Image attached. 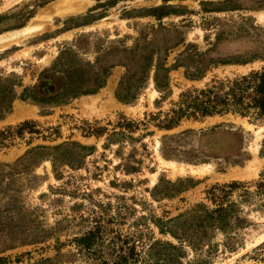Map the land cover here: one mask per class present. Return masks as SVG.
Instances as JSON below:
<instances>
[{"label":"rangeland","instance_id":"obj_1","mask_svg":"<svg viewBox=\"0 0 264 264\" xmlns=\"http://www.w3.org/2000/svg\"><path fill=\"white\" fill-rule=\"evenodd\" d=\"M57 4L71 10H50ZM165 6L176 14L160 20L151 16L157 14L155 9ZM47 15L50 18L39 23L37 18ZM34 20L41 26L37 33H18L10 41L2 40L12 31L31 26ZM250 25L260 29L253 30ZM218 34V43L213 45ZM77 38L82 42L79 49L75 43L72 50L79 59L91 63L107 51L109 55L101 63L108 64L118 59L116 48H132L136 39L149 42L143 53L151 50L157 54L179 39L184 41L165 52V66H179L168 73L169 93L164 99H159L149 78L136 101L117 102L113 91L124 68L113 66L104 86L93 95L42 108L22 102L35 107L39 117L19 122L30 121L32 133L16 136L15 125L0 129L1 165H12L39 146L77 142L94 150L77 169L56 167L59 177L45 160L37 161L28 172L13 174L10 188L0 192V212L22 222L0 229L2 233L23 232L38 240L3 250L1 264H101L102 257H111L122 241L129 244L133 240L138 251L154 240L175 244L169 236L158 234L149 216L168 219L196 203L212 207L205 192L231 182L240 186L230 192L229 200L249 225L230 235L232 250L224 247V239L216 234L207 264H264V187H256L264 173V153H260L263 120L225 114L182 120L168 131L155 127L157 116L162 118L181 92L264 67V61L255 60L209 67L198 80L184 77L185 68L201 70L209 58H244L260 53L264 45V0H0V77L13 74L21 87H33L38 95L44 94L61 82L60 74L44 70ZM186 44L194 47L186 49ZM21 87L14 88L16 95ZM121 118L136 123L129 134L131 139L116 137L117 145L103 147L106 135H86L88 127H104L110 132ZM162 137H166L163 144ZM251 163L255 171L250 177L227 178ZM191 167L202 169L192 171ZM0 169V174L9 172ZM159 177L169 181L190 178L198 184L172 198L153 201L148 191ZM10 196L18 205L6 211L1 204ZM89 230L98 232L99 237L93 251L86 252L74 239ZM185 251V261L190 262L196 255L187 248Z\"/></svg>","mask_w":264,"mask_h":264},{"label":"trees","instance_id":"obj_2","mask_svg":"<svg viewBox=\"0 0 264 264\" xmlns=\"http://www.w3.org/2000/svg\"><path fill=\"white\" fill-rule=\"evenodd\" d=\"M155 11L157 14H151V16H154L156 20L176 14V11L166 6L157 8ZM250 28L253 30L260 29V27L252 25H250ZM68 29L65 28V30ZM218 40L219 34L216 35L213 45L217 44ZM183 41V39H179L169 45L168 48L165 47L162 54H157L152 53L151 50L143 53L141 50H146L149 42L136 39L132 48H116L115 52L118 59L114 61V64H108L106 62L101 63L109 55L107 51L95 57L91 63L79 59L75 50H72L75 43V48L79 49V43L82 42L81 39L77 38L74 44L64 46L58 52L51 66L44 70L52 75L60 74L61 79L60 85H51L44 94L38 95L33 87H21L18 79L13 74L0 77V120L11 112L14 100L20 102L30 101L42 108L43 106L65 105L77 97L93 95L104 86L113 66L124 68V73L119 78L113 91V97L117 102L131 104L136 101L145 89L149 78H151L153 89L160 95L159 99H164L169 93L168 73L179 66L177 63L166 67L165 52L172 47L183 44ZM185 47L190 49L194 46L186 44ZM261 52L250 53L244 58H209L201 70L189 71L188 68H185L184 77L188 80H198L202 77L204 71L212 66L244 65L255 60L264 61V45L261 47ZM196 55L200 56L201 54ZM15 87H21L17 95L14 90ZM158 101L154 103H158ZM225 114L239 117L252 116L255 119L263 120L264 123V67L231 79L211 80L201 89L181 92L173 106L161 115L162 118L157 116L155 127L159 130L168 131L177 127L182 120L197 121L205 117ZM150 119L154 120V116H150ZM31 124L30 121L17 124L14 131L15 135L20 136L23 132L32 133ZM135 125L136 123L121 118V121L117 122L110 132H107L104 127H88L86 128V135L95 137L106 135L103 147L109 144L117 145L114 138L128 136L131 139L129 134L135 129ZM165 139L166 137H162V144ZM93 150V146H85L77 142H65L53 147L39 146L31 148L14 164H0V168L9 170L8 173L4 174H7L8 177L3 178L4 175L0 174V192L10 188L14 173L28 172L30 167L35 165L37 161H49L52 172L56 174L54 176L59 177L55 170L56 167L63 165L69 169H77ZM260 153H264V138L261 141ZM161 155L163 158L168 159L163 152ZM0 171L3 172V169H0ZM260 177L261 182L256 183L258 189L264 187V173ZM197 184L198 181H193L190 178H176L169 181L159 177L148 193L153 201H159L160 199L172 198L195 187ZM239 186V183L231 182L209 188L205 194L212 207L203 203H196L183 213L168 219L150 215L149 222L158 234L169 236L175 241V244L169 241L154 240L149 242L142 251H138L135 249L133 240L129 244L122 241L117 247V251H112L111 257L107 259L102 257L101 264H207L208 259L206 256L214 247L212 238L216 234H220L224 239V247L232 250V237L230 235H234L235 231L249 225L248 221L239 215L237 205L229 200L230 192ZM16 204L18 205L16 199L10 196L8 201L3 205L1 204V206L6 211H10ZM18 209L22 211V207L18 206ZM21 222V220L18 221L10 216H1L0 212V227L17 226L21 225ZM2 232L0 229V252L38 240L37 237L23 234V232ZM43 237L45 236H41V238ZM98 237V232L89 230L74 239V242L80 250L93 251L92 247L98 242ZM185 248L196 255L190 262L185 261L187 257ZM197 254L202 255V257H198ZM2 262L3 259L0 257V264Z\"/></svg>","mask_w":264,"mask_h":264},{"label":"bare ground","instance_id":"obj_3","mask_svg":"<svg viewBox=\"0 0 264 264\" xmlns=\"http://www.w3.org/2000/svg\"><path fill=\"white\" fill-rule=\"evenodd\" d=\"M62 5H55L54 9H50L52 11H58L61 8ZM47 13H49V11H47ZM49 15V14H48ZM47 16H42L41 18H37V20L39 21V23L45 19H49L50 17ZM37 20L32 21V25L31 26H27L26 28L20 29V30H16V31H12L9 34H7V36L3 37L2 40L4 41H10L13 36H15L16 34L18 35V33L21 34H34L37 33L40 29L41 26L39 25V23H37ZM205 168H209V166H205ZM198 169H202V168H194L191 167L190 170L192 171H196ZM255 171V164H249L248 166H246L244 169H239L236 171H232L231 173L228 174L227 178H231L234 180H238V179H245L250 177V175Z\"/></svg>","mask_w":264,"mask_h":264},{"label":"crops","instance_id":"obj_4","mask_svg":"<svg viewBox=\"0 0 264 264\" xmlns=\"http://www.w3.org/2000/svg\"><path fill=\"white\" fill-rule=\"evenodd\" d=\"M54 8L55 5L52 7V9ZM59 10V13H62L63 10L69 12L71 9L65 6L64 8H60ZM38 117L39 115L35 107L23 104L18 100H14L12 102L11 112L6 115L4 119L0 120V129H2L3 126H16L22 120H33Z\"/></svg>","mask_w":264,"mask_h":264}]
</instances>
